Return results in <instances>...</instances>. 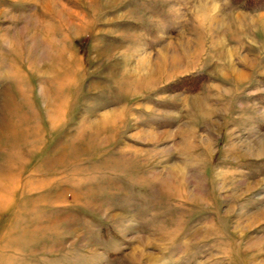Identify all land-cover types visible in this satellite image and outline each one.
<instances>
[{
	"label": "rangeland",
	"instance_id": "1",
	"mask_svg": "<svg viewBox=\"0 0 264 264\" xmlns=\"http://www.w3.org/2000/svg\"><path fill=\"white\" fill-rule=\"evenodd\" d=\"M0 0V264H264V0Z\"/></svg>",
	"mask_w": 264,
	"mask_h": 264
},
{
	"label": "clouds",
	"instance_id": "2",
	"mask_svg": "<svg viewBox=\"0 0 264 264\" xmlns=\"http://www.w3.org/2000/svg\"><path fill=\"white\" fill-rule=\"evenodd\" d=\"M218 10V0H205V3L195 10L194 18L201 27H208Z\"/></svg>",
	"mask_w": 264,
	"mask_h": 264
}]
</instances>
